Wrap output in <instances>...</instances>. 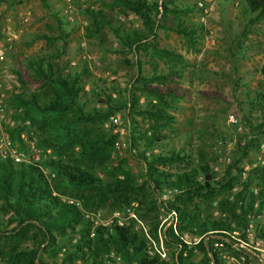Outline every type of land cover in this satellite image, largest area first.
<instances>
[{"label":"rangeland","instance_id":"obj_1","mask_svg":"<svg viewBox=\"0 0 264 264\" xmlns=\"http://www.w3.org/2000/svg\"><path fill=\"white\" fill-rule=\"evenodd\" d=\"M167 1L168 8L184 11L177 15V20L185 25L186 31H192L188 33L190 36L182 37L173 31L157 30L155 38L151 39L157 47L178 55L182 63L176 66L179 76L171 78L170 84L182 91L183 99L177 100L167 110L173 121L162 130L164 139L157 150L163 153L182 150L186 158L182 163L159 166V169L170 174L191 171L197 164L199 154L213 172L215 169V177L221 178L228 166L224 160L229 158L231 161L239 148L247 145L238 167L255 162L259 146H264V77L258 73L264 58V17L255 20V15L248 12L242 0ZM46 2L48 9H43L38 0L0 2V40L9 39L11 46L0 69L6 95L5 115L10 114L13 121L12 127H5V131L25 158L38 157L35 164L40 165L51 195L61 203L73 204L83 221L99 226L121 222L140 236L144 245L150 241L155 244L161 239L169 249V263L175 264L174 248L167 237V230L172 226L167 217L168 204H158L157 194L142 185L144 168L128 150L130 128L126 111L112 113L97 124V131L106 141L114 138L108 153L99 156V164L82 157L78 147L69 148L63 139V143L61 138L56 141L43 132V126L54 122L53 117L29 120L24 110L25 95L39 86L30 78L24 60L35 57L57 64L68 62L69 66H86V108L101 106L95 101L97 98L101 100L98 90L90 85V81L97 83V86L99 80L104 81L105 85L113 82L111 84L116 91L112 97L125 100L137 70L136 59L125 51L115 53L117 40L108 27L99 24L93 16L101 13L110 20L111 27L123 31L142 30L141 20L133 13L114 6L111 0ZM81 4L85 7H80ZM89 11L93 15H89ZM164 21L179 24L172 14H168ZM158 24H162V20ZM38 36L46 37L47 40L37 39ZM138 56L142 74L148 75L153 71L166 74L167 61L164 59L152 57L149 50L147 53L139 51ZM15 98L18 99V105ZM144 99L140 96L139 103ZM230 117L234 123L229 121ZM134 120L140 131H145L149 126L145 119L136 117ZM118 129H123L122 135L118 134ZM30 142L33 143V151L28 147ZM57 159L63 164L83 167L97 178L121 179L127 174L132 177L135 190L128 194L125 203H99L90 193L76 192L63 183L49 166L50 162ZM228 192L229 188L225 192L212 194L207 200L194 198L184 205H177L191 216H199L201 221L207 217L214 221L215 212L229 213L218 205ZM170 201L174 202L172 199ZM7 218L8 215H0V230L4 233L0 236V264H6L2 254L13 245H18L20 249L35 248V244L29 240L31 232L19 238L7 233L14 226L6 222ZM181 224L177 218L175 227ZM55 236L58 248L53 252L40 249L36 254V259L42 264H61L71 251L73 239L59 241V236ZM107 257L100 253L97 259L99 264H110ZM87 258L88 253L85 251L67 264H90ZM199 260L193 257L191 263L198 264Z\"/></svg>","mask_w":264,"mask_h":264},{"label":"trees","instance_id":"obj_2","mask_svg":"<svg viewBox=\"0 0 264 264\" xmlns=\"http://www.w3.org/2000/svg\"><path fill=\"white\" fill-rule=\"evenodd\" d=\"M5 1L0 0V2ZM111 1L114 6L137 16L142 26V30L123 31L121 28L111 27L110 20L103 14L93 16L99 24L106 25L117 40L118 47L115 53L125 51L133 54L136 59L137 70L127 89L126 99L121 101L117 97H112V93L116 91L111 84L113 82L110 81V84L105 85L104 81L99 80L97 86V83L93 84L90 81V85L98 90L101 100L97 98L95 101L101 106L86 108L88 102V95L84 90L86 66L78 64L69 66L68 62L57 64L37 57L25 58L24 63L30 78L39 84L37 90L25 95V117L29 120L53 117L54 122L43 126V132L56 141L61 138L63 143V139L69 148L78 147L82 157L100 164L99 156L108 153L114 138L106 141L97 131V124L112 113L126 111L130 128L127 138L128 150L144 168L142 185L155 194L167 189L176 190L172 198L174 202H167V212L173 211L182 223L176 228L177 234L191 233V230L195 229L194 233L201 235L209 230L224 228V223L209 220L208 217L201 221L199 216H191L177 204L184 205L194 198L207 200L212 194L225 192L230 188L237 179L238 163L245 155L247 145L238 149L236 156L226 167L224 175L217 180H215L216 173L199 154L197 164L191 171L170 174L159 169V166L182 163L186 158L182 150H169L166 153L157 150L159 143L164 139L162 130L170 126L173 121L167 110L171 109L177 100L183 99L182 91L170 84L171 78L179 76L180 72L176 70V66H181L182 63L178 55L157 47L151 39L155 38L157 30L173 31L182 37L190 36L188 33L192 30L186 31L185 25L177 20V15L184 11L168 8L167 0ZM242 1L248 12L255 15V20L264 17V0ZM38 2L43 9H48L46 0H38ZM87 13L93 15L90 11ZM168 14H172L179 24L164 21ZM159 20H162L160 25ZM37 39H46V37L38 36ZM148 50L152 57L167 61L166 74H157L154 71L148 75L142 74L141 62L137 60V56L139 51L147 53ZM258 73L264 77V58ZM18 77L22 84L19 75ZM140 96L145 97L141 103H139ZM14 101L18 105V99L15 98ZM136 117L145 119L149 123L145 131H140L138 123L134 120ZM68 157L70 158L71 155ZM49 166L61 177L66 186L76 192L90 193L99 203L107 201L113 204L125 203L128 194L136 187L132 177L127 174L121 179L97 178L85 168L63 164L60 159L50 162ZM198 176L202 177V183L197 182ZM252 182L260 187L259 196L264 199V177L258 168L249 172V179L245 185L248 186ZM51 193L40 165H14L8 159L0 160V215H8L6 222L14 224L7 233L19 238L31 232L29 240L33 245L35 244V248L31 250L20 249L18 245L11 246L2 254L6 264H42L36 259V254L40 249L44 252L47 250L53 252L58 248L55 234L59 236V241L74 240L70 253L65 255L61 264L72 263L76 255L85 251L88 253L87 259L90 264H99L97 259L100 253L106 254L109 261H111L109 256L112 254L119 259L120 264H173L157 257L148 258L143 239L130 227L118 226L116 223L107 226L92 225L82 220L73 204L61 203ZM218 205L220 209H226L229 213L234 210V204L226 203L225 198L220 200ZM2 234L4 233L0 230V236ZM167 237L170 244L179 243L178 237L171 229L167 230ZM42 245L44 248H41ZM197 249L202 251L201 244ZM191 258H193L191 250L182 245L177 255V264H192ZM208 261L203 253L198 264H208Z\"/></svg>","mask_w":264,"mask_h":264},{"label":"built area","instance_id":"obj_3","mask_svg":"<svg viewBox=\"0 0 264 264\" xmlns=\"http://www.w3.org/2000/svg\"><path fill=\"white\" fill-rule=\"evenodd\" d=\"M69 1V0H67ZM82 8L85 6L81 4ZM11 46L9 39L0 40V69ZM3 79L0 76V160L8 159L14 165H30L38 161L37 156L25 158L17 151V147L12 144L5 127H12L13 121L10 114H6V95L4 93ZM229 121L234 123L233 118ZM26 125V124H25ZM118 134H123V129H118ZM23 137L22 135H20ZM117 146V143L115 144ZM30 150H34L33 143L28 145ZM230 159L224 160L225 165L230 164ZM258 168L264 177V146H259V155L255 162L239 166L238 176L229 188L225 197L226 203L234 204L232 213L215 212L216 221L224 223V228L209 230L201 235H196L195 229L191 233L183 232L177 234V216L173 211H169V224L171 231L178 237L179 243L171 244L174 248L173 258L177 264V255L182 248L190 249L193 257L200 258L204 253L209 259L208 264H264V199L259 196L260 187L255 182L246 186L249 179V172ZM215 172V169H214ZM218 177H215L217 180ZM197 182L202 183V177H197ZM176 194L175 189H167L157 194L158 204L170 201ZM215 205V204H213ZM85 218L87 216H84ZM118 226H124L121 222H116ZM182 244V245H181ZM201 244L202 251L197 249ZM145 254L148 258L157 257L160 260L169 262V249L157 240V243L150 241L145 244ZM110 264H120L118 258L110 254Z\"/></svg>","mask_w":264,"mask_h":264}]
</instances>
